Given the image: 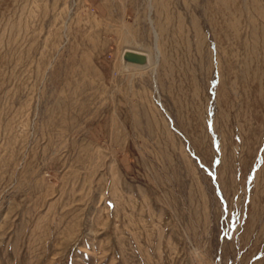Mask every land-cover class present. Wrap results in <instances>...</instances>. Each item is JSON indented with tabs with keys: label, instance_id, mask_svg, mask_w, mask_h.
<instances>
[{
	"label": "rangeland",
	"instance_id": "rangeland-1",
	"mask_svg": "<svg viewBox=\"0 0 264 264\" xmlns=\"http://www.w3.org/2000/svg\"><path fill=\"white\" fill-rule=\"evenodd\" d=\"M87 1L0 0V264H264V0Z\"/></svg>",
	"mask_w": 264,
	"mask_h": 264
},
{
	"label": "crops",
	"instance_id": "crops-1",
	"mask_svg": "<svg viewBox=\"0 0 264 264\" xmlns=\"http://www.w3.org/2000/svg\"><path fill=\"white\" fill-rule=\"evenodd\" d=\"M151 0H88L87 4L95 8L97 11L99 7L104 12V22L109 30L115 32L129 33L130 29L135 26H140L143 29L147 28L146 17L148 14V7ZM135 14L136 21L130 22L128 17ZM135 23H137L135 25ZM133 50L132 47H124L122 52L126 50Z\"/></svg>",
	"mask_w": 264,
	"mask_h": 264
},
{
	"label": "water",
	"instance_id": "water-1",
	"mask_svg": "<svg viewBox=\"0 0 264 264\" xmlns=\"http://www.w3.org/2000/svg\"><path fill=\"white\" fill-rule=\"evenodd\" d=\"M123 59L127 62L135 63V64H144L147 61L146 54L138 53L135 50H126L123 54Z\"/></svg>",
	"mask_w": 264,
	"mask_h": 264
},
{
	"label": "bare ground",
	"instance_id": "bare-ground-1",
	"mask_svg": "<svg viewBox=\"0 0 264 264\" xmlns=\"http://www.w3.org/2000/svg\"><path fill=\"white\" fill-rule=\"evenodd\" d=\"M150 23H151V25H152V27L154 28V32H155V37H156V50H157V54H158V56H157V58H159V54H160V50H159V48H158V39H159V35H158V32L155 30V27H154V25H153V21L152 20H150ZM138 53H141L140 51H138Z\"/></svg>",
	"mask_w": 264,
	"mask_h": 264
}]
</instances>
